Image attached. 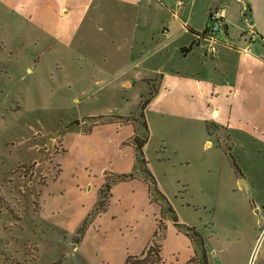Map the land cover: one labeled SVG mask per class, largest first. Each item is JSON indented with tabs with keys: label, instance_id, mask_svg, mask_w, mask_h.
Wrapping results in <instances>:
<instances>
[{
	"label": "crops",
	"instance_id": "obj_1",
	"mask_svg": "<svg viewBox=\"0 0 264 264\" xmlns=\"http://www.w3.org/2000/svg\"><path fill=\"white\" fill-rule=\"evenodd\" d=\"M2 1L66 47L91 42L96 52L133 54L157 46L160 67L140 75L158 89L143 117L90 119L77 144L64 147L58 178L75 206L73 236L87 220L80 238L95 239L89 263L125 264L142 254L160 221L161 264H233L246 248L249 256L262 230L254 176L264 173V0ZM145 1L162 13L157 26ZM222 6L229 35L213 40L204 34L209 14ZM142 62L138 55L128 69L143 71ZM137 136H148L142 155ZM229 143L243 177L224 149ZM128 173L134 177L113 185L107 209L92 214L108 179Z\"/></svg>",
	"mask_w": 264,
	"mask_h": 264
},
{
	"label": "rangeland",
	"instance_id": "obj_2",
	"mask_svg": "<svg viewBox=\"0 0 264 264\" xmlns=\"http://www.w3.org/2000/svg\"><path fill=\"white\" fill-rule=\"evenodd\" d=\"M143 7L157 26V5L145 1ZM232 9L230 25L236 19ZM51 40L0 0V264H90L95 239L73 236L75 206L63 195L68 183L58 178L64 147L77 144L90 117L137 115L150 92L140 75L149 77L161 63L157 46L149 43L131 54ZM138 55L147 68L128 69ZM254 177L262 235L247 257L248 264H264V173ZM247 253L238 251L233 264H246Z\"/></svg>",
	"mask_w": 264,
	"mask_h": 264
},
{
	"label": "trees",
	"instance_id": "obj_3",
	"mask_svg": "<svg viewBox=\"0 0 264 264\" xmlns=\"http://www.w3.org/2000/svg\"><path fill=\"white\" fill-rule=\"evenodd\" d=\"M205 35L207 34V30L204 33ZM151 83V80L149 81ZM157 87L155 86V84H151L150 86V92L148 94L147 97H144L142 102H141V108H140V112L138 113V117H143L144 115V111L146 109V107L148 106V104L150 103L151 99L156 95L157 93ZM105 116L102 117H90L89 119H102ZM136 116H130V117H125V119H135ZM148 136H146L145 138H141L139 136H137L135 138V141L137 143V147H138V155H142L143 153V147L147 141ZM230 141V138L228 139ZM225 151L229 154L230 158L232 159V163L233 166L237 172V174L240 177H243V172L239 166V164L237 163L235 157L232 155L231 153V144H227L226 146H224ZM140 163L145 164L146 160L143 156H140L139 158ZM134 177L133 173H128V174H121V175H117L114 176L113 178L108 179V181L105 183V185L100 189V195L101 198L99 200V202L97 203L94 211L92 212V214L95 211L98 212H102L105 211L108 207V205L110 204V199H111V189L113 187V185L119 181H123L126 180L128 178ZM150 181L155 183L154 181V177L150 174ZM157 194H160V191L158 189H156ZM168 211H172V208L169 206L168 207ZM87 223V220L84 221V223L82 224V226L79 228L78 230V235H80L84 229H85V225ZM166 224L163 221H160L158 229L156 230L148 248L140 255H131L128 257L127 261L125 264H161L163 261V255H162V240L164 238V234L166 231ZM189 234H194V231L192 229H190V233ZM75 239H77V236L75 237Z\"/></svg>",
	"mask_w": 264,
	"mask_h": 264
},
{
	"label": "built area",
	"instance_id": "obj_4",
	"mask_svg": "<svg viewBox=\"0 0 264 264\" xmlns=\"http://www.w3.org/2000/svg\"><path fill=\"white\" fill-rule=\"evenodd\" d=\"M183 4H184V2L181 1L180 5H183ZM224 10H225V6H222V7H214L210 11L206 35H207V37H209L213 40H217L218 36L220 34L225 33V30H224L225 21H224V14H223ZM166 31L167 30H164V32H166ZM216 49L217 48L215 45L211 46V51L213 53L216 52ZM261 235H262V231L260 233L258 241H259Z\"/></svg>",
	"mask_w": 264,
	"mask_h": 264
},
{
	"label": "water",
	"instance_id": "obj_5",
	"mask_svg": "<svg viewBox=\"0 0 264 264\" xmlns=\"http://www.w3.org/2000/svg\"><path fill=\"white\" fill-rule=\"evenodd\" d=\"M224 30H225V34L226 35H229V32H228V24L225 23L224 25ZM76 123L79 124L80 123V120H76ZM58 136V135H57ZM53 140H51L50 142H52ZM240 185L243 186L244 184H246L245 180L244 179H241L240 181Z\"/></svg>",
	"mask_w": 264,
	"mask_h": 264
}]
</instances>
